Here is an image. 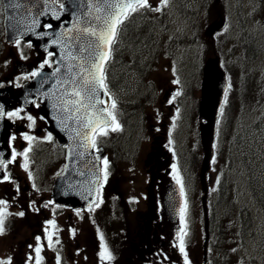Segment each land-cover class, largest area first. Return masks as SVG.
I'll return each mask as SVG.
<instances>
[{"label":"flooded vegetation","instance_id":"flooded-vegetation-1","mask_svg":"<svg viewBox=\"0 0 264 264\" xmlns=\"http://www.w3.org/2000/svg\"><path fill=\"white\" fill-rule=\"evenodd\" d=\"M1 31L0 19V33ZM21 46L19 43L16 49L0 47V78L9 76L14 94L17 93V87L28 80L38 66L35 51L22 50ZM17 60L24 63L25 67L21 69L27 72L17 71ZM12 72L16 74L13 75ZM17 110V116L7 115L11 124L8 136L10 158L3 163V174H7L9 180L0 179V200L4 201L0 205V213L5 224L0 241L1 247L11 255V263L35 264L34 247L29 248V245H37V236L41 237L40 264H56L57 256L61 264L181 263L182 254L176 246V233L179 230L174 232L172 223L161 213L158 204L164 179L168 178L166 174L173 167L170 163L165 165L164 160H161L162 153L167 149L163 150L156 135L151 141L145 166L138 171L137 167H120V156L114 149H107L104 135L97 132V145L106 148L104 157L109 162L108 177L105 180L102 160L101 176L97 185L99 193L91 204L93 210L89 211V206L81 208L77 215V209L48 203L52 179L60 171L59 167H62L64 147L58 145L46 130L36 102L30 108L13 104L9 112ZM28 116L33 119L28 120ZM25 134L33 139L25 140ZM49 135L51 139H47ZM49 143L52 147L50 149ZM29 144L31 148L27 153L28 167L25 169L21 166L25 163V157L20 153ZM13 150L16 160L9 163ZM111 166L116 167L111 170ZM147 174L155 176L154 200L148 195L145 180ZM43 176L47 177L46 182L42 181ZM97 204L99 207H96ZM21 212L24 213L23 216L18 215ZM48 220H54V225L46 224ZM101 234L114 257L111 261H101L99 256H91L89 253L92 246L100 251ZM48 235L53 237L52 247L49 246ZM57 239L59 243H55ZM29 256L33 259H28Z\"/></svg>","mask_w":264,"mask_h":264},{"label":"rangeland","instance_id":"rangeland-1","mask_svg":"<svg viewBox=\"0 0 264 264\" xmlns=\"http://www.w3.org/2000/svg\"><path fill=\"white\" fill-rule=\"evenodd\" d=\"M149 2L152 7L160 8L161 5H163V11H165L163 14H160L159 11H153L151 8L147 9L156 16L158 22L162 19L166 23V26L160 22L159 27L156 28V44L154 45V51L156 48H158V50L153 56L152 62L149 60L146 64L148 69L146 70L145 77L142 79L145 84L141 82L140 90L133 91L137 87V83L135 82L137 78L136 75L133 83H131L133 89L129 90V92L136 93L135 99L143 98L144 102L139 106L135 116H132L130 113L128 116V123L126 122V117H123L124 124L120 133L122 137L124 136V139L130 143L126 151L129 153L135 142H137L139 146L131 160L125 159V161L120 162L121 167L127 169L137 167V163L134 164L133 160L135 159V156L139 157V155H141L146 148L147 142L151 140L150 135L152 134L153 123H155V121L158 122L157 127L161 128L157 115H160L161 104L159 103L163 96L166 97L163 105L166 124V119L169 122L170 117L174 116L176 109H179L181 112L180 118L175 121L179 126L176 127V130L171 131L177 146L181 149H185L195 141L197 135L195 129L196 117L192 113L191 106H194V102L198 96L197 88L195 87L197 72L202 64L204 56L209 54V51L216 48L219 50L220 55L223 56L224 60L227 59L229 62L234 61L235 65L238 63L236 69L235 66L233 70L229 69L230 89L235 92L239 90L238 86L241 82V65H243L245 71L247 68L251 70V72H261L264 69V50L262 49H259L258 51L261 53H259L258 56H252L247 64L241 61L239 62V57L234 55L239 50L237 44L239 32L242 30V27L246 22L252 30L256 29V36H258L261 31V29L257 28V22L260 21L259 16L262 7H255L256 3H253L252 0H232L231 2H228V0L211 1L209 8L205 10V12L200 13L199 15L197 14L198 19L195 25L198 26L200 34L202 35L204 34L203 25L205 26L207 22L215 19L217 14H222L229 19L227 31L223 34H219L216 40L212 42H209L205 36L199 35L198 38L194 37L193 32L191 33L192 19L189 18L191 16L188 15L187 12H181L175 7L176 0H167L166 5L161 4V0H149ZM183 5L184 2H181L179 9ZM186 7H188V5H186ZM131 37L135 38V34H132ZM259 39L260 37L258 38V41ZM258 41L257 43L259 44ZM143 58L144 57L140 55V61H142ZM135 66L136 65H134L133 68H135ZM251 79L256 84H264V77L252 76ZM174 81L178 82L174 83ZM185 90L188 94L187 98L183 99L182 97L179 102L173 100L175 97L178 99L177 96H179L175 95V93L179 92L181 95H185ZM152 95H155L156 100L150 99ZM130 96L131 100H133V94ZM238 96L239 92L236 94L234 93V96L231 99L235 100ZM128 100H130L129 97H127L126 102H128ZM169 101L173 102L169 103ZM237 101L240 107L245 106L248 108V114H242V123L249 124L251 121L257 119V117L264 111V104H262V108H255L247 101V99L244 106L238 98ZM123 105H127L125 106L126 112L135 107L128 106L129 104L127 103H123ZM228 105L231 107L230 103H228ZM122 110L123 109L120 106L118 107L116 105L114 114L118 115ZM227 117V111L226 113L223 112L219 125L220 134L222 133L223 135L221 137L219 135V138H217L218 141L216 146V153L219 155L218 161L222 157V148L223 151H226V149L228 150V138L237 128V123L234 121V123L232 122L231 128L226 131ZM176 123H174V125ZM113 133L107 134L112 135ZM120 144L123 145V141ZM195 153L196 148L192 143L186 151V155L190 159H193ZM215 160L214 169L208 174L211 189L214 187L217 170L220 168L216 158ZM239 186L240 188L235 189V194L237 196V201L240 204L242 200L248 198V194L244 189L242 182H239ZM260 221L261 218L256 219L257 226ZM259 233L255 228L254 235L250 234L247 237L245 243L240 247V257L248 258L257 255L256 250Z\"/></svg>","mask_w":264,"mask_h":264},{"label":"water","instance_id":"water-1","mask_svg":"<svg viewBox=\"0 0 264 264\" xmlns=\"http://www.w3.org/2000/svg\"><path fill=\"white\" fill-rule=\"evenodd\" d=\"M44 1L50 2L53 6V0H5L6 9H9L10 28L12 30L23 28L24 32L17 34H22L23 37L28 34L33 42L38 40L43 49L54 52L55 60L61 64L57 68L59 71L56 70L52 74L45 76L44 80L39 82L40 90L38 95L45 103L43 112L51 124V131L57 136V140L61 143H66L68 149H82V159L85 162L83 168L87 178H90L95 171L97 173L99 170L98 158L101 152L93 151L90 146V140L84 139L86 134L89 137L91 136V129H85L81 126L82 123L87 122V117L83 115L84 110L82 109L81 113H76L74 106L65 104V101L75 99V97L70 95L72 90L71 83H65V81H70L74 74H77V80L81 78L79 66L82 62L92 57L98 43L97 37L84 32L83 29L95 27L99 31L100 27L103 26L102 19L97 20L96 17L99 15L103 18L105 12L101 11L98 13L96 8L106 9L107 4L113 3L115 0H67V8L65 9L55 6H53L55 9L49 7L44 9ZM8 4H12L13 7H8ZM16 4L23 7L20 10L23 21L16 14ZM26 19L35 21V23H30L33 25L31 30L26 28L28 25L25 21ZM46 22H51V27L43 28L42 25ZM221 25V21L212 23L206 29L207 34L211 36ZM8 33L16 35L9 31ZM54 40L57 42L53 43ZM105 50H107V47ZM72 57H76V59H72ZM69 66H72V72H69ZM226 87V74L219 67V57L207 58L202 68L201 96L198 106V116L205 120L200 123L199 127L204 152L199 176L204 193L207 190L205 172L209 167L208 160L211 154V143L215 135L216 120ZM104 91L99 90L97 97L104 104L96 103V100L92 101V103H96V109L108 108L111 97L109 94L105 96L103 94ZM85 102L87 103V101ZM65 107L70 109V111H65ZM53 109H57V112L52 117ZM91 111H95V109H91ZM101 115L107 118V123L104 124L110 125L112 122L111 117H107L106 113H101ZM77 116H81V119L78 120ZM99 125L102 124L96 123L93 124V127L96 129ZM64 126L65 129H63ZM77 132L80 133L79 136ZM0 138L5 142L6 133L2 132ZM73 156L74 153L68 150L67 158L70 159ZM94 157L95 163L92 161ZM66 167H68L67 164L65 165ZM96 181L97 178L94 183ZM164 200L170 201L171 209H176L180 205V194L174 183L170 184ZM202 203L204 213H206L205 194L202 197ZM205 230L207 231L206 214Z\"/></svg>","mask_w":264,"mask_h":264},{"label":"snow or ice","instance_id":"snow-or-ice-1","mask_svg":"<svg viewBox=\"0 0 264 264\" xmlns=\"http://www.w3.org/2000/svg\"><path fill=\"white\" fill-rule=\"evenodd\" d=\"M161 4L166 5L167 0H161ZM16 7H19L18 4L15 5ZM8 7H13L12 4H8ZM140 8H151L153 11H160L159 7H152L150 5L149 0H115L113 3L107 4L106 9H101L99 7L96 8V11L99 13L101 11L105 12V15L103 18L101 16H97V20L102 19V27H100L99 31L95 27H89L84 28V32L90 33L92 36L97 37L98 43L96 45L95 51L90 59L87 61H84L80 64V75L81 78L79 80L76 79V75L74 74L70 81H65V83H71L72 90L70 95L72 97H75V99H70L65 101L66 105H72L75 108L76 113H81V110H84L83 115L87 117V122L82 123L81 126L85 129H91V136L85 135V140H90V146L95 148L96 147V129L93 127V124L99 123L104 124L107 123V118L102 116L101 113H106L107 117H111L112 123L115 124V127L112 128V131L119 130V124L116 123V117L113 114L112 111H109L107 107L102 109H96V103H103V101H99L97 99L99 90H105L103 94L105 96L108 95L107 92V84L105 83V64L108 61L111 53V45L115 42V37L117 36L118 32V26L122 23L123 19L126 18L130 13L137 12ZM35 23V21H33ZM49 27H51L49 25ZM57 41H53V43H56ZM17 44L20 43L19 40L16 41ZM107 47V50L105 48ZM49 56L52 55L51 52L48 53ZM72 59H76V57H72ZM44 64H48V60L44 61ZM44 64L41 65V67L44 66ZM87 65V66H85ZM59 71V69H57ZM72 66H69V72H72ZM32 76H36L37 73L33 72L31 73ZM178 81H174L176 83ZM67 94V93H66ZM180 93L177 92L175 95H179ZM93 100H96V103H92ZM227 100V90H225V101ZM87 101V103L85 102ZM172 101H169L171 103ZM111 108H116V102L115 100L112 101ZM91 109H95V111H91ZM17 112H8L7 115L9 117H15L18 115ZM65 111H70L67 107H65ZM221 111H223V106L221 107ZM2 114V113H0ZM71 118V117H69ZM78 120L81 119V116L76 117ZM28 120H32L33 118L31 116L27 117ZM32 125L30 124L29 127ZM100 134L107 135V131L104 129H101ZM77 135L79 136L80 133L77 132ZM15 139V137H13ZM25 140L31 141L33 137L28 136L25 134L24 136ZM47 139H51V135L47 137ZM171 142V141H170ZM31 148V144H29V147L25 148L20 155H23L25 157V163L21 165L23 168L27 169V153L29 152ZM16 160V153L13 150L12 152V160L9 161L11 163L12 161ZM108 159L107 157L103 158V164H104V178L107 180L108 177ZM0 164H3V161H0ZM173 170L176 169V165H172ZM29 177L31 178V173H29ZM2 181H8L9 176L7 174H3L2 177H0ZM176 183L180 185V195L183 198L185 196V189L182 182V179L180 175L177 173L175 176ZM102 187V185H101ZM97 193H99V188L97 189ZM48 203H51L49 201ZM4 204L3 200H0V205ZM96 207H99V204L96 205ZM89 211H92L91 204L89 205ZM77 215L80 214V210L77 209ZM188 211V205L187 201L184 200V202L180 205L178 214H179V220H180V229L176 233V238L178 241V244L176 245L179 249V252L183 255V264H191L188 258V253L185 250V237L188 235L186 228V216ZM18 215L23 216L24 213L21 212ZM54 220H48L46 221V224L54 225ZM5 230V224L4 219L2 218V213H0V234H2ZM47 231V229H46ZM37 245H29V248L34 247L35 251V264H40V252L41 247L39 244V241L41 240L40 236L36 237ZM47 240L49 242V246H53V237L52 235L47 236ZM100 251L98 253L101 261H111L114 259V257L111 254V251L108 249L107 245L104 243V237L103 234L100 235ZM55 243H59L58 239L55 241ZM28 259H33L32 256H29ZM57 264H60V258L57 256ZM11 257H8L5 260H0V264H11Z\"/></svg>","mask_w":264,"mask_h":264},{"label":"trees","instance_id":"trees-1","mask_svg":"<svg viewBox=\"0 0 264 264\" xmlns=\"http://www.w3.org/2000/svg\"><path fill=\"white\" fill-rule=\"evenodd\" d=\"M133 25L130 27V29L132 28L130 35L135 34V38L129 37L127 34L124 36L123 49H114L108 67V82L114 89L124 91L128 95H131L129 90L133 89L131 83H133L135 76L140 77L141 75L136 73L129 62L132 59L135 62L140 61V55L143 57L147 56L149 54V45L152 41L149 23L146 19L137 18L136 26L133 27ZM249 41L247 39L246 46H248ZM117 53H120V60H118ZM251 144L253 145L252 142ZM245 163L250 175L249 179L254 197L263 209V232L260 233L257 248L264 262V163L261 166V163L258 162L254 166L247 162V159H245ZM218 201L220 202L218 204V214L215 216L213 214L210 215V229L212 232L215 231L217 233V243L214 247L223 251L222 255L225 256L224 252H232L235 243H237L235 227L241 223L242 233H245L247 228L245 225L247 222L250 223V218H246L244 212H241V215L237 217L236 202L224 180L219 185ZM210 246L212 247L213 244L211 243Z\"/></svg>","mask_w":264,"mask_h":264},{"label":"bare ground","instance_id":"bare-ground-1","mask_svg":"<svg viewBox=\"0 0 264 264\" xmlns=\"http://www.w3.org/2000/svg\"><path fill=\"white\" fill-rule=\"evenodd\" d=\"M186 3H184V5L179 9L178 7L180 6V4H179V6L177 7V9L179 10V11H181V12H184V13H186L187 11H185V9H187L188 7H186ZM262 104H264V102L262 103Z\"/></svg>","mask_w":264,"mask_h":264}]
</instances>
